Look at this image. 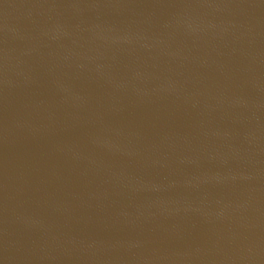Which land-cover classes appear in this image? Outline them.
Returning a JSON list of instances; mask_svg holds the SVG:
<instances>
[{
    "label": "water",
    "instance_id": "water-1",
    "mask_svg": "<svg viewBox=\"0 0 264 264\" xmlns=\"http://www.w3.org/2000/svg\"><path fill=\"white\" fill-rule=\"evenodd\" d=\"M0 264H264V0H0Z\"/></svg>",
    "mask_w": 264,
    "mask_h": 264
}]
</instances>
